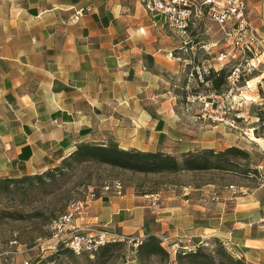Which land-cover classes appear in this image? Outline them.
Instances as JSON below:
<instances>
[{"label": "crops", "instance_id": "crops-1", "mask_svg": "<svg viewBox=\"0 0 264 264\" xmlns=\"http://www.w3.org/2000/svg\"><path fill=\"white\" fill-rule=\"evenodd\" d=\"M246 1L264 40V0ZM186 35L140 0H0V177L41 174L78 144L108 139L125 150L177 157L206 147L248 150L247 132L234 135L180 101L182 77L223 68L199 65ZM261 53L264 67V44ZM254 72L251 82L264 77ZM259 139L264 144V135ZM189 188L163 193L129 185L124 196L101 189L77 223L133 239L154 233L166 248L220 240L235 258L264 264V177L253 188Z\"/></svg>", "mask_w": 264, "mask_h": 264}, {"label": "rangeland", "instance_id": "rangeland-1", "mask_svg": "<svg viewBox=\"0 0 264 264\" xmlns=\"http://www.w3.org/2000/svg\"><path fill=\"white\" fill-rule=\"evenodd\" d=\"M186 34L184 39L191 41L186 47L194 48L195 53L199 55V65L214 66L218 63L216 58L223 51L225 44V35L220 26L206 19L190 28ZM232 65H241L243 69L246 62L239 60ZM259 70L264 71V67L260 65ZM256 74L259 73L253 72L242 77L240 89L233 92V95H237L235 102L232 97H226L229 88L214 92L211 84L204 82L203 78L185 76L178 81L180 88L177 91L185 107L198 113L201 112L202 103L195 101L190 104L188 98L190 100H193V97L209 99L218 96V100L226 105V109L220 110L219 113L226 112L225 122L220 123L232 122L234 127L227 126L233 129L234 135H244L247 132L248 135L244 137L248 141L250 138L253 140L248 144L247 151L251 154L250 158L235 160L234 170L240 175L220 171L143 175L95 164H84L72 170L64 169L52 180L45 179L32 188L24 187L14 194L0 198V264H25V262L29 264H96L97 254L94 258H90L73 253L45 262L56 252L49 249L53 221L66 212L71 202L84 199L91 187L99 193L105 184L120 181L124 188L133 185L142 191L178 193L183 192L185 188L190 190L189 187L193 188L209 182L221 186L234 184L237 188L257 186L264 177V144L259 139L264 135V92L259 85H256L258 79L250 83V88L246 85V81L255 79L253 77ZM260 116L262 119L259 118ZM60 165L61 163L57 167ZM254 170H257V173H254ZM241 173H247L246 177H243ZM9 213H14L15 217H10ZM217 248L218 245L213 244L207 252L215 255L213 253ZM109 264H137L133 241L125 242L123 248L116 253ZM152 264L160 263L154 261Z\"/></svg>", "mask_w": 264, "mask_h": 264}, {"label": "built area", "instance_id": "built-area-1", "mask_svg": "<svg viewBox=\"0 0 264 264\" xmlns=\"http://www.w3.org/2000/svg\"><path fill=\"white\" fill-rule=\"evenodd\" d=\"M150 14L158 15L169 23L172 27L183 34H186L191 28L195 19H207L216 23L225 35L224 49L219 53L216 61L224 67L232 68L228 77L229 93L227 98L235 102L237 95H233L234 90H239V84L243 76L250 75L258 70L262 64L259 60L264 40L260 37L259 32L250 24L247 18L248 5L246 0H140ZM89 10V9H88ZM85 9H80L76 18L84 13ZM242 60L246 62L244 68L241 65H232L234 62ZM231 65V66H230ZM211 68H198L190 73V77L197 76L202 79L204 75L209 74ZM247 80L246 85L250 88V82ZM256 85H259L264 92V77ZM188 98V101L202 103L201 112L215 122H225L224 115L220 110L226 109L223 101L218 100V96L203 99L201 97ZM247 101V98L244 97ZM189 109V108H188ZM227 125L234 127L232 122L226 121ZM233 188V187H232ZM102 192L114 193L124 196L125 188L120 181L113 184L102 186ZM97 192L93 187L82 200L71 202L66 212L58 219L54 220L51 225L52 237L49 241L50 250L56 251L59 246L70 249L77 256L86 255L94 258L99 250L107 244L125 243L134 241L130 236L124 235L116 229L107 226H97L93 223L78 224V219H86L89 215L91 203L97 199ZM163 239V245L167 243ZM202 246L212 248L210 244L205 243ZM194 247L192 249H196ZM172 259L176 253L183 249H190L182 244H175L167 248ZM25 264H29L25 262Z\"/></svg>", "mask_w": 264, "mask_h": 264}, {"label": "trees", "instance_id": "trees-1", "mask_svg": "<svg viewBox=\"0 0 264 264\" xmlns=\"http://www.w3.org/2000/svg\"><path fill=\"white\" fill-rule=\"evenodd\" d=\"M231 71L232 68L229 67L220 70L211 69L209 74L203 76L204 82L210 83L214 92H221L228 89V77ZM177 94L179 95V91ZM259 118L262 119L261 116ZM250 156L251 154L247 150L238 146H231L224 150L206 147L177 157L162 151L125 150L113 139H108L105 143L84 142L78 144L75 150L62 160L61 165L53 170L22 177H0V198L14 194L24 187L32 188L45 179L52 180L64 169L72 170L84 164L108 166L112 169L143 175L210 171L239 174L234 170L235 160L248 159ZM254 173H257V170H254ZM246 174L241 173L243 177H246ZM8 215L15 217L14 213ZM215 243L218 245L217 250L213 253L215 255L207 252V247L200 246L196 249H181L176 253L174 259L163 245V239L154 233H147L143 239H134L133 247L136 252L137 264H152L154 261H158L160 264H246L244 260L235 258L220 240H215ZM123 246L124 243L103 246L97 253L95 263L109 264ZM71 253L73 252L70 249L59 246L54 256H50L45 262Z\"/></svg>", "mask_w": 264, "mask_h": 264}, {"label": "bare ground", "instance_id": "bare-ground-1", "mask_svg": "<svg viewBox=\"0 0 264 264\" xmlns=\"http://www.w3.org/2000/svg\"><path fill=\"white\" fill-rule=\"evenodd\" d=\"M251 83V82H250Z\"/></svg>", "mask_w": 264, "mask_h": 264}]
</instances>
